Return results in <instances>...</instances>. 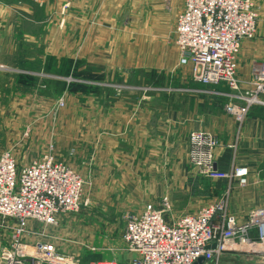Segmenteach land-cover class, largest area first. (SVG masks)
Instances as JSON below:
<instances>
[{"label":"crops","instance_id":"0c3cea01","mask_svg":"<svg viewBox=\"0 0 264 264\" xmlns=\"http://www.w3.org/2000/svg\"><path fill=\"white\" fill-rule=\"evenodd\" d=\"M131 1L0 0V26L5 24L6 17L12 11L18 10L28 16L33 25L49 26L48 20L52 19L64 21L67 27L76 26L80 29L77 36L81 41L95 43L92 47V58H97V61L93 63L97 62L98 66H102V73L108 75L117 63L112 60L114 57L121 56L126 59L130 57L125 55L129 54L128 51H122L125 38L120 37L117 40L109 24L113 19L115 22L117 11L129 5ZM147 1L157 6L153 18L156 19L155 23L159 21L161 25L163 22L166 23L163 14L168 13L172 15L175 26L185 0H175L177 3L173 0H142ZM65 3L67 5L64 8ZM254 3L257 13L256 33L241 40L237 56V75L243 81L242 84L251 78L253 63L264 60V0L261 4H258V0H254ZM71 10L77 12L73 13ZM85 10L99 11L98 19H95V25L98 26L96 33L80 34L82 27L89 24L84 18ZM51 24L58 25L55 22ZM27 36L37 41L36 34L27 33ZM45 36L52 39V33ZM64 39L67 40V37ZM116 41L121 45H114ZM161 41L164 43L165 40L161 38ZM164 48L165 44H161L160 51L163 52ZM181 69L180 80L184 82L188 91L183 95L172 92L166 97H159L158 93L148 96L140 86L133 94L109 99L107 104L104 101L100 103L98 99L92 97L90 112H84L80 114L82 117L75 119L92 122L91 132H81L77 137L78 140L89 143L91 148L89 147L87 153L81 152L78 157L86 162L90 161V166H83L80 171L91 170L92 179L90 178L88 183L93 186V198L90 197L92 202L97 199L102 207L98 211L84 207L82 214L77 217L83 219L79 221L84 225L83 233L90 234L91 230L95 235L88 237L84 234L83 238L99 251L93 254L95 259L86 260L83 264L107 259L126 263L132 254L127 251L122 239L123 229L119 223L121 222L124 228L125 220L120 221V215L127 212L137 214L149 200L168 195L165 192L168 190H164L163 187L174 188L181 185L190 187V190H187L189 196L185 200L186 204L176 210L171 218L166 217L168 221L197 212L217 196L226 195L224 200L226 211L239 221L245 219L250 210L264 207V174L260 171L264 168V94L259 97V103L250 107L242 123L237 125L233 116L224 109L228 101V88L222 84L193 81L190 78L188 62L181 66ZM193 129H203L217 135L220 140L214 151L217 169L232 171L235 167L246 168L245 185H239L235 177L229 181L223 179L217 182L219 188L212 193L204 191L195 173H180L188 170L186 165L190 149L188 133ZM232 143L235 144L233 148L229 146ZM148 186H151L150 196ZM85 196L89 197L88 194ZM99 211L106 218L115 221H104L102 217L97 216ZM59 222L60 227L71 225L70 220L65 219L62 214L58 216ZM29 225L33 228L34 224L29 222ZM35 230L41 232L42 229ZM50 232L51 229H47L51 240L62 250L54 241L57 237Z\"/></svg>","mask_w":264,"mask_h":264},{"label":"built area","instance_id":"2783aa9c","mask_svg":"<svg viewBox=\"0 0 264 264\" xmlns=\"http://www.w3.org/2000/svg\"><path fill=\"white\" fill-rule=\"evenodd\" d=\"M256 29L254 0H185L174 29L180 55L190 65V78L225 85L229 92L224 109L237 123H242L264 94V60L253 63L246 83L237 75L241 40L252 37ZM188 142L189 162L200 174L227 180L235 177L239 185L246 184V168L217 169V135L193 129ZM86 183L51 148L21 166L10 150L1 152L0 215L12 218L15 224L10 239L0 240V264H82L74 254L57 248L45 227L57 225L59 215L77 213L89 203L84 196ZM170 210L171 203L164 196L157 205H147L137 214L125 213L122 239L132 254L130 259L87 264H193L199 257H203L202 264H211L225 252L264 260V207L250 210L242 221L227 213L222 199L172 221L166 218ZM29 222L43 229L38 232Z\"/></svg>","mask_w":264,"mask_h":264},{"label":"rangeland","instance_id":"374dc122","mask_svg":"<svg viewBox=\"0 0 264 264\" xmlns=\"http://www.w3.org/2000/svg\"><path fill=\"white\" fill-rule=\"evenodd\" d=\"M173 2L177 3L175 0ZM261 2L262 0H258V4ZM63 5L65 8L67 3ZM156 7V4L149 1L132 0L129 5L117 11L115 22L114 19L110 21V30L115 33L117 40L125 38L122 51H128L129 54L125 55L130 57H114L112 60L117 63L108 75L102 73V66H98L97 62L93 63L97 61V58H92L95 43L81 41L77 36L80 29L76 26L67 27L64 21L52 19L48 20L49 26L33 25L24 13L12 11L6 17L5 24L0 26V153L10 150L21 166L51 148L58 158L85 174L83 177L87 183L84 196L88 194L93 198V186L88 183L92 172L89 169L86 172L80 171L83 166L89 167L90 161L86 162L78 157L81 152L89 151L90 144L77 138L81 132H91L92 122L75 120L82 117L80 114L90 112L92 97L107 104L109 99L133 94L140 86L148 96L158 93L159 97H166L172 92H177L178 95L188 92L184 82L180 80L181 66L186 64V60L180 55L174 40V19L172 15L165 13L163 19L166 23H155L156 19L153 18ZM83 12L89 24L82 27L80 34L96 33L98 26L95 25V19H98L99 11ZM27 33L36 34L37 41L28 38ZM48 33H52V39L46 38L45 34ZM65 36L67 40L64 39ZM161 38L165 40L164 43ZM119 44L121 45L116 41L114 45ZM161 44H165L163 52L160 51ZM59 99L62 104H59ZM186 165L188 170L180 173H195L204 191L213 193L219 188L217 182L222 178H209L200 174L190 164L188 157ZM260 171L264 174V168ZM147 189L150 196L151 186ZM163 189L168 190L165 191L168 194L165 196L169 199L173 212H167L166 217L171 218L176 210L186 204L185 200L189 196L187 190L190 187L181 185ZM85 197L89 203L84 207L97 209L95 211L102 208L97 199L92 202L91 197ZM225 197L226 195L217 196L211 200L224 201ZM161 198L149 200L145 206L157 205ZM84 207L77 213L62 214L65 219L70 220L71 225L60 227L59 222L55 226L45 227L46 231L51 229L50 233L57 237L54 241L58 246L64 252L74 254L82 264L86 260L95 259L93 254L99 252L83 238L84 234L88 237L95 236L91 230L90 234L83 233L84 225L79 223L83 219L77 218ZM100 212L97 216L104 221H115ZM124 215L125 213L120 215V221L124 222ZM32 223L33 229H43L42 225ZM14 224L12 218L0 215V240L10 239ZM119 224L123 229L122 223ZM26 240L31 241L29 236H26ZM211 264H264V260L252 254L225 252L217 263Z\"/></svg>","mask_w":264,"mask_h":264},{"label":"water","instance_id":"95a60500","mask_svg":"<svg viewBox=\"0 0 264 264\" xmlns=\"http://www.w3.org/2000/svg\"><path fill=\"white\" fill-rule=\"evenodd\" d=\"M210 246H211V247H214L215 244H211ZM202 261H203V257H199V258L197 259V261L194 262L193 264H202Z\"/></svg>","mask_w":264,"mask_h":264}]
</instances>
